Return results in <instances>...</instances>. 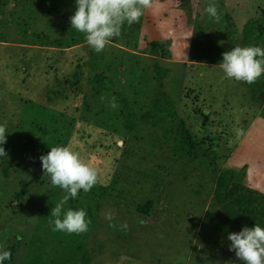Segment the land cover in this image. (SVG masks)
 Wrapping results in <instances>:
<instances>
[{
	"label": "rangeland",
	"instance_id": "rangeland-1",
	"mask_svg": "<svg viewBox=\"0 0 264 264\" xmlns=\"http://www.w3.org/2000/svg\"><path fill=\"white\" fill-rule=\"evenodd\" d=\"M210 2L219 21L204 11ZM75 9V0H0V250L15 247L7 264H243L227 236L252 227L233 204L240 193L264 227V75L227 79L220 62L236 46L264 48V0H153L100 53L71 28ZM156 68L166 71L160 84ZM165 98L197 145L190 156ZM55 146L98 173L64 206L86 210V233L52 230L50 211L66 193L39 157ZM224 171L234 175L228 192L216 188Z\"/></svg>",
	"mask_w": 264,
	"mask_h": 264
},
{
	"label": "clouds",
	"instance_id": "clouds-1",
	"mask_svg": "<svg viewBox=\"0 0 264 264\" xmlns=\"http://www.w3.org/2000/svg\"><path fill=\"white\" fill-rule=\"evenodd\" d=\"M75 4V12L70 17L71 28L84 33L90 48L100 53L114 37L121 35L125 22L129 26L139 22L144 10L152 7L153 0H75ZM204 11L216 21L221 18L214 2L207 4ZM220 68L224 78L253 84L264 75V48L236 46L222 53ZM109 106L118 107L115 97H112ZM6 133V127L0 125V145L6 143ZM0 157H8L2 146ZM39 159L51 184L66 193L50 211L54 218L52 230L77 235L86 233L91 223L86 219V210H65L64 206L81 190L87 193L97 184L96 169L84 162L79 153L69 146L51 147ZM106 219H113V213H106ZM122 228L126 230L127 225L122 224ZM227 239L231 242L229 251H234L235 257L243 264H264V227L258 224L245 226L238 233H229ZM10 259V251L0 250V264Z\"/></svg>",
	"mask_w": 264,
	"mask_h": 264
},
{
	"label": "trees",
	"instance_id": "trees-1",
	"mask_svg": "<svg viewBox=\"0 0 264 264\" xmlns=\"http://www.w3.org/2000/svg\"><path fill=\"white\" fill-rule=\"evenodd\" d=\"M153 47L158 46L157 42H153L152 43ZM166 74L165 70H162L160 68H156V79L158 81V83L160 84L162 81V78L164 77V75ZM99 78V76H98ZM121 100V105H122V109L125 112V126L126 128H132V126L134 125L132 117L133 114H131V112L128 110V105L126 100H124L123 98L120 97ZM163 106L165 111L167 112V114L174 120L177 121V125H178V132L180 135V139H181V148L183 149V151L186 153V156H190L192 154L193 151L196 150L197 145L191 140V137L189 135L188 130L185 127L184 122L178 118L177 113L174 110L173 107V101H171L168 98H165L163 101ZM2 146L6 153H7V144H3L0 145ZM2 157H0L1 159ZM4 174L7 175V168H4ZM234 178V175L232 174V172L230 171H224L221 172L216 180V188L217 191H224V192H228V190H226V186L227 183L232 182ZM20 185L23 189V192L26 193V187H25V183L23 181H20ZM229 194V193H228ZM233 204L238 208L239 212L241 213L242 216L248 217V220L250 222V225L253 226L256 223L259 222V219L254 217L253 211L250 210V207L248 205V203L244 202V196L240 193L238 194L234 199H233ZM152 203L148 202V204L146 206H143L141 208L142 213H148L150 211ZM253 216H252V215ZM14 245H11L9 248H7V251L11 252V258H12V254L14 252ZM10 260H6L4 261V264H7Z\"/></svg>",
	"mask_w": 264,
	"mask_h": 264
}]
</instances>
